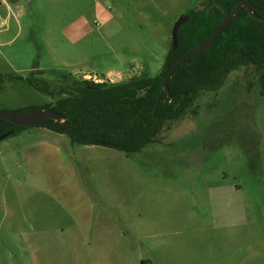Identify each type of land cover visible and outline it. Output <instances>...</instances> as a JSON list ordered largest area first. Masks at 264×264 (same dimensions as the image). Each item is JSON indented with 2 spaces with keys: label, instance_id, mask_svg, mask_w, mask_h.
Wrapping results in <instances>:
<instances>
[{
  "label": "rangeland",
  "instance_id": "374dc122",
  "mask_svg": "<svg viewBox=\"0 0 264 264\" xmlns=\"http://www.w3.org/2000/svg\"><path fill=\"white\" fill-rule=\"evenodd\" d=\"M204 2L1 0L0 112L54 103L32 76H157L174 23ZM261 73L231 72L131 155L15 128L0 141V264H264Z\"/></svg>",
  "mask_w": 264,
  "mask_h": 264
},
{
  "label": "trees",
  "instance_id": "16d2710c",
  "mask_svg": "<svg viewBox=\"0 0 264 264\" xmlns=\"http://www.w3.org/2000/svg\"><path fill=\"white\" fill-rule=\"evenodd\" d=\"M242 2L252 4L253 13L264 18V0H205L202 10L189 11L188 21L178 31L175 51H169L155 77L143 74L122 83H94L69 74H58L54 83L26 78L34 90L56 98L53 104L29 111L61 115L62 120L49 119L45 128L67 136L72 144L106 147L127 155L141 152L159 142L168 123L197 115V98L203 92L218 91L231 72L254 66L262 71L264 87V23L241 8L211 46L190 56L173 73L167 81L168 94L163 88L177 59L211 37ZM15 128L22 127L0 120V136L13 134Z\"/></svg>",
  "mask_w": 264,
  "mask_h": 264
},
{
  "label": "water",
  "instance_id": "95a60500",
  "mask_svg": "<svg viewBox=\"0 0 264 264\" xmlns=\"http://www.w3.org/2000/svg\"><path fill=\"white\" fill-rule=\"evenodd\" d=\"M245 8L246 11L250 14V16L259 21L264 23V18L259 17L253 13L255 8L250 3H239L237 4L232 11L230 12L229 16H227L220 25L216 28L215 32L211 37H209L206 41L202 42L201 44L195 46L191 50H189L186 54L179 57L177 61L171 66L168 74L166 75L165 79L163 80V88L164 91L168 94L167 88V81L172 77L173 73L193 54L204 50L211 46L213 42L217 39V37L223 32L225 27L237 17V12L241 9ZM188 21V17L186 15L181 16L178 20L174 23L171 33V42L172 47L171 50L175 51L177 44H178V31L180 27ZM49 119L53 120H62V116L54 113L49 110H38V111H23V112H0V120H3L15 127H22V128H31V127H46L48 126ZM7 135L5 134L0 136V141L4 139Z\"/></svg>",
  "mask_w": 264,
  "mask_h": 264
},
{
  "label": "built area",
  "instance_id": "2783aa9c",
  "mask_svg": "<svg viewBox=\"0 0 264 264\" xmlns=\"http://www.w3.org/2000/svg\"><path fill=\"white\" fill-rule=\"evenodd\" d=\"M3 25L4 24L2 23L1 26H3ZM82 78H83L82 80H88V81H92L94 83H104V82L106 83V82H108V80L111 81L110 75H108L107 78H104L106 80H102V78L101 79H97L96 76H90V75H84V76H82Z\"/></svg>",
  "mask_w": 264,
  "mask_h": 264
},
{
  "label": "crops",
  "instance_id": "0c3cea01",
  "mask_svg": "<svg viewBox=\"0 0 264 264\" xmlns=\"http://www.w3.org/2000/svg\"><path fill=\"white\" fill-rule=\"evenodd\" d=\"M8 20H9V16L7 17V20H5V21L3 22V24H6V23L8 22Z\"/></svg>",
  "mask_w": 264,
  "mask_h": 264
}]
</instances>
